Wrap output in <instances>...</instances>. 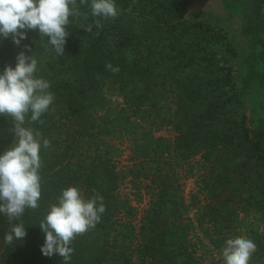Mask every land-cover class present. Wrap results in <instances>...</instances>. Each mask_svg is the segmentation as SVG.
Returning a JSON list of instances; mask_svg holds the SVG:
<instances>
[{
  "label": "trees",
  "instance_id": "trees-1",
  "mask_svg": "<svg viewBox=\"0 0 264 264\" xmlns=\"http://www.w3.org/2000/svg\"><path fill=\"white\" fill-rule=\"evenodd\" d=\"M243 1L240 37L207 20L185 19L189 0H117L121 14L107 19L92 16L89 5L76 0L79 15L70 17L71 34L62 56L53 52L49 61L38 60L47 38L40 39L37 30L28 31L27 37L32 38L28 49L16 45L11 36L0 39V70L9 64L14 67L21 51L33 54L38 60L37 75L50 82L55 97L41 117L43 123L30 125L41 138L50 140V147L41 150L39 208L26 210L22 220L27 236L15 247L3 242L10 225L0 216V264H63L60 255L41 253L45 234L39 223L69 186H78L85 197L99 193L106 209L95 228L74 238L69 264H136L137 255L144 264H202L188 230L179 226L182 242L175 248L174 225L168 230L160 222L163 210L169 209L178 220L187 211L171 195L174 178L164 172L152 178L157 186L150 192L153 202L145 212L148 228L141 239L121 222L128 201L123 202L119 191L128 176L133 182L151 177V162L170 151L163 147L162 138L154 137L150 115L174 90L184 116L177 125V152L189 156L207 148L214 151L235 142L242 130L248 135L250 155L264 166V0ZM140 2L143 8L138 9ZM232 3L231 14L236 16ZM135 10L139 18L132 19ZM108 64L118 66L119 72L113 73ZM208 65H218L219 74L198 77V68ZM184 71L185 76L179 77ZM111 83L123 97L115 105L107 97ZM201 101L203 110L186 106ZM230 103L241 109L239 118L226 116ZM108 109L114 113L108 114ZM120 120L124 127L118 126ZM12 124L9 117L0 116V152L10 141ZM140 126L145 144L139 162L148 166L150 174L128 175L119 169V148L107 138L119 133L124 138L127 133L138 140ZM138 157L133 156L132 165H137ZM94 233L99 234L94 237ZM166 234H171L170 243ZM261 241V250L252 255L250 264H264Z\"/></svg>",
  "mask_w": 264,
  "mask_h": 264
},
{
  "label": "rangeland",
  "instance_id": "rangeland-1",
  "mask_svg": "<svg viewBox=\"0 0 264 264\" xmlns=\"http://www.w3.org/2000/svg\"><path fill=\"white\" fill-rule=\"evenodd\" d=\"M189 1L184 14L185 19L207 20L215 25L230 29L236 37H240V20H243L242 12L245 10L243 0H234L236 16L231 14L232 0ZM142 4L141 2L137 4L138 9L143 8ZM130 17L132 19L139 18L137 10L131 13ZM31 40V37H27L20 45H24V49H28L27 44ZM41 50L38 52L40 56L38 60L42 63L49 61L53 53L50 47L44 45ZM197 71L198 77L203 78H212L219 74L218 65L200 66ZM185 72L178 76H185ZM107 97L113 102V105L123 100L114 83L109 84ZM186 106L191 111L203 110L204 101L189 102ZM159 108V110L151 111L150 124L154 130V137L162 138L163 147L169 148L170 151L162 152L163 155H159L155 161L151 162V174L146 172L148 166L139 162L142 158L141 146L145 144L144 141H141V134L144 130L141 126L138 127L140 131L138 140L127 133L124 138L120 133L110 134L107 138L121 152L117 156L119 157L117 160L120 162L119 169L122 172H126L128 175L133 173L140 175L149 173L151 175L148 179L141 178L140 181L134 178L135 182L128 176L121 182L120 198L123 202L128 201V204H125L122 209V224H125L124 226L127 227L130 234L135 231L138 239L147 233L145 212L153 202L151 201L153 195L150 192L157 186L151 180L155 175L160 178L159 174L164 172L175 180L171 187V195L175 196L173 199L175 204L177 203L182 209L187 210L184 211L182 220L174 219V215L169 212V209L165 208L166 210L162 212L160 222L164 228L169 230L170 224L174 225L175 236L172 238L173 240L177 239L175 241L177 245H174L173 241L172 244L175 248L182 242L181 236L178 234L181 232L179 226L182 225L185 230H188L189 240H192L196 256L202 264H223L221 249L228 238L251 239L256 244L254 254L257 255V252L261 250L258 240L261 239V245H264V166L250 155L248 135L240 130L237 133V135L239 134L238 138L229 145L215 148L214 151L207 148L199 154L187 156L186 153L176 151V138L179 135L177 125L184 118L183 111L177 103V91L174 90L170 97L160 104ZM227 109H229L227 117L230 116L232 119V117L239 118L241 116V109L235 104L230 103ZM111 113L114 112L108 109V114ZM136 121L139 122V125L142 123L139 120ZM59 125H62V122ZM123 125H125L124 121L120 120L118 126L124 127ZM229 126L234 125L230 122ZM12 131L11 127L10 141L5 145L3 151L7 150L15 140V134ZM138 146L140 151L135 153ZM136 154L139 157L137 165L134 166L132 165L133 156ZM228 180L229 182H227ZM155 208H158L157 205ZM212 209H219L224 212V215H218ZM98 234L94 233L93 236L96 237ZM167 238L170 243L171 234H166ZM134 260L136 264H144L140 255H137Z\"/></svg>",
  "mask_w": 264,
  "mask_h": 264
},
{
  "label": "clouds",
  "instance_id": "clouds-1",
  "mask_svg": "<svg viewBox=\"0 0 264 264\" xmlns=\"http://www.w3.org/2000/svg\"><path fill=\"white\" fill-rule=\"evenodd\" d=\"M90 7L94 17L116 18L121 12L116 0H81ZM76 0H0V39L11 36L16 45L27 39L28 31L37 30L40 39L47 38L57 56L65 53L70 17L79 15ZM91 31V27L87 29ZM113 73L118 66L108 64ZM38 60L34 55L18 53L16 64L0 70V116L9 117L15 140L0 152V216L5 217L10 230L3 242L14 245L24 242L27 227L22 217L26 210L39 208L41 198V150L50 147V140L41 138L33 123H43L41 117L54 102L50 82L37 75ZM103 197L94 193L85 197L78 186L62 189L57 203L50 206L39 227L45 234L41 253L60 255L69 264L74 249L72 241L100 222L105 212ZM256 244L248 238H228L221 249L223 264H250Z\"/></svg>",
  "mask_w": 264,
  "mask_h": 264
}]
</instances>
